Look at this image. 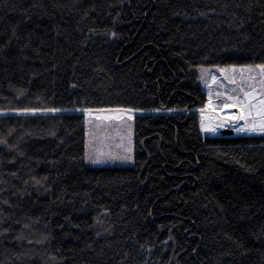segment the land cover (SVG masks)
<instances>
[{"label":"trees","instance_id":"obj_1","mask_svg":"<svg viewBox=\"0 0 264 264\" xmlns=\"http://www.w3.org/2000/svg\"><path fill=\"white\" fill-rule=\"evenodd\" d=\"M253 63L264 0H0V264H264V134L197 113L200 68ZM107 109L132 165L86 163Z\"/></svg>","mask_w":264,"mask_h":264},{"label":"rangeland","instance_id":"obj_2","mask_svg":"<svg viewBox=\"0 0 264 264\" xmlns=\"http://www.w3.org/2000/svg\"><path fill=\"white\" fill-rule=\"evenodd\" d=\"M256 65L260 64L220 65L200 68V84L206 91L208 100L206 106L197 110V112L201 124L203 123L205 126L203 131L206 134L216 136L223 131L231 135L264 134V132L259 131L237 130L249 128L252 123L259 126L264 121V103H262L264 101V87L260 83L261 80H264V75H261L258 71L251 73L240 71L245 66L255 68ZM233 68L236 69L235 72L232 71ZM221 69H227L228 71H221ZM249 76L252 79H249ZM245 93L251 94L246 96ZM207 110L213 112L207 113ZM230 111L235 115L238 125L223 127L224 124L221 122L227 123L225 117L215 119V112L227 116ZM134 113L133 111L121 112L117 109L87 112L85 156L88 165L133 164ZM208 116L218 127L215 126L216 124L209 122ZM105 117H110V119H105ZM129 117L131 118L129 119ZM212 129H215V131H212ZM129 147L131 148V160L107 158V154H111L113 157L127 155L129 153L126 152V149ZM94 151L105 153V156L101 157L103 162L92 163L89 161L88 156L93 154Z\"/></svg>","mask_w":264,"mask_h":264},{"label":"snow or ice","instance_id":"obj_3","mask_svg":"<svg viewBox=\"0 0 264 264\" xmlns=\"http://www.w3.org/2000/svg\"><path fill=\"white\" fill-rule=\"evenodd\" d=\"M221 71H228L227 69H221ZM233 72L236 71L235 68L232 69ZM241 72L243 71H247L249 73L253 72V71H258L261 75H264V64H260V65H256L255 68H252L251 66H245L244 68L240 69ZM203 78V77H202ZM213 79H215V77H213ZM249 79H252L251 76H249ZM234 82V81H233ZM261 86L264 87V80L260 81ZM251 93H245V95H250ZM262 103H264V101H262ZM49 111H58L57 109H49ZM117 111H121V112H131V109H117ZM131 117H129L130 119ZM243 118V117H241ZM105 119H110V117H105ZM205 126L203 125V123L201 124V128L203 129ZM130 128V126H129ZM238 131L244 130V131H259V132H264V121L261 122V124L259 126H257L255 123H252L251 127L246 128V129H237ZM212 131H215V129H212ZM126 152L129 153L127 155H121L118 157H113L111 154H107V158L108 159H121V160H131L132 156L130 155L131 152V148H127ZM105 156V153L103 152H95L93 154H90L88 156V159L90 162L92 163H101L103 162V160L101 159V157ZM37 183H39V181H37Z\"/></svg>","mask_w":264,"mask_h":264},{"label":"bare ground","instance_id":"obj_4","mask_svg":"<svg viewBox=\"0 0 264 264\" xmlns=\"http://www.w3.org/2000/svg\"><path fill=\"white\" fill-rule=\"evenodd\" d=\"M211 110H212V109H211ZM210 112H213V111L207 110V113H210ZM207 115H208V114H207ZM208 117H209V116H208ZM222 117H225V119H226V121H227V123H225V122H223V121L221 122L222 124H224L223 127H229V126L235 127V126L238 125V121H237V119L235 118V115L232 113V111H230V112H229V115H227V116H223V114L220 113V112H215V119H222ZM208 120H209L210 123H213L214 125L216 124V123L212 122V121L210 120V118H209ZM215 126H217V124H216ZM217 127H218V126H217Z\"/></svg>","mask_w":264,"mask_h":264},{"label":"water","instance_id":"obj_5","mask_svg":"<svg viewBox=\"0 0 264 264\" xmlns=\"http://www.w3.org/2000/svg\"><path fill=\"white\" fill-rule=\"evenodd\" d=\"M87 112H91V111H86L85 113H87ZM134 114H136V112ZM227 135H228V133H226L225 131L218 134V136H227Z\"/></svg>","mask_w":264,"mask_h":264}]
</instances>
